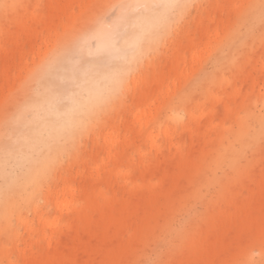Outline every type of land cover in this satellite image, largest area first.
Returning <instances> with one entry per match:
<instances>
[{
    "label": "bare ground",
    "instance_id": "6f19581e",
    "mask_svg": "<svg viewBox=\"0 0 264 264\" xmlns=\"http://www.w3.org/2000/svg\"><path fill=\"white\" fill-rule=\"evenodd\" d=\"M197 1L0 0V51L9 40L3 52L15 58L29 45L31 65L22 80L0 70V219L19 217L20 204L36 209L44 173L131 89L112 161L134 167L139 181L113 201H99L97 183L58 231L53 219L47 250L24 264H264V0H209L196 30L163 64L150 62ZM106 134L109 152L117 131ZM144 141L155 153L135 162L130 150ZM59 190L61 214L73 197ZM191 203L201 210L190 214ZM131 214L141 219L121 245ZM0 254L7 264L8 251Z\"/></svg>",
    "mask_w": 264,
    "mask_h": 264
},
{
    "label": "rangeland",
    "instance_id": "374dc122",
    "mask_svg": "<svg viewBox=\"0 0 264 264\" xmlns=\"http://www.w3.org/2000/svg\"><path fill=\"white\" fill-rule=\"evenodd\" d=\"M208 3L209 0H199L188 6L181 14L176 26L172 27L169 37L149 53V61L163 64L166 57L177 48L183 35L186 32L196 30L197 22L206 17ZM41 7H43V4ZM111 12L107 16H113V12ZM12 15L6 14L1 18L4 25L11 28L14 27ZM6 36L8 38V34ZM7 41L8 43L4 45L3 51L13 47V44L9 40ZM42 42V37L36 40V43L39 45ZM3 51H0V70L9 69L11 73L17 72L19 80H22L30 72L31 68V65L26 61V58L30 55L29 45L25 46L24 55H18L15 58L5 55ZM135 73L140 75V80L136 82V85H138L145 75L144 66L138 67ZM130 91L131 89L129 88L123 95V97L126 96L122 100L124 104L117 106L115 102L114 104H110L106 111H101L96 116V121L91 129L73 140L72 148L66 150L61 156V161L52 166L48 171H44L43 187L37 192L35 197V200H37L36 209L31 210L25 204H20L18 208L19 217L13 216V213H11L7 221L0 219V247L7 250L10 255L7 264H24L32 256L42 255L47 250V243L49 242V224L57 217L58 221L55 230L58 231L62 225L70 220L71 210L84 204L83 195L93 190L97 183H99L102 192L99 201L102 200V196L108 197L113 201L114 198L121 199L131 194L135 183L139 181L134 167H127L126 162L112 161V158L120 150L119 144L122 143L124 135V128L119 117V109L124 110V107L127 108V104H131L127 95ZM112 127L117 131L116 143L118 144L112 146L108 152L109 147L105 143L104 138H106V133ZM134 133V129H132L131 134L127 138L128 141L133 140ZM139 147L138 152L130 150L129 156L135 162L144 158L145 163H147L152 158L156 148L149 147L147 141L140 143ZM187 150L188 144L186 140V145L183 148L184 155H186ZM96 165L98 166L97 170H95ZM99 178L105 180L100 183ZM46 187L48 190H46ZM64 187L66 190H63V196L66 198L72 196L73 202L69 211L59 214L56 197L61 191L59 189ZM206 191H202L203 196H207ZM247 193L245 190L242 195H247ZM61 195L62 193L58 197ZM189 206L191 207L190 214L201 210L198 204L191 203ZM186 215L184 212L176 214L172 223L173 227H179L184 222ZM130 217L131 222L129 227L125 228L124 233H118L121 239L119 244L121 245L125 244L127 238L133 234L136 225L141 219L137 214H131ZM81 226L82 224L79 222V232H81ZM11 228L15 233H12ZM92 233L94 238H96L100 233V228L94 225ZM111 233L109 231V234ZM253 254H256L255 250ZM153 256V252L149 250L146 252L145 257L152 259ZM0 264H6L1 254Z\"/></svg>",
    "mask_w": 264,
    "mask_h": 264
}]
</instances>
